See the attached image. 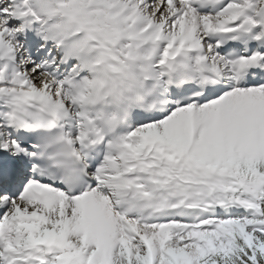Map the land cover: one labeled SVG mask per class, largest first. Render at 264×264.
<instances>
[{"label":"snow or ice","instance_id":"6c2138e0","mask_svg":"<svg viewBox=\"0 0 264 264\" xmlns=\"http://www.w3.org/2000/svg\"><path fill=\"white\" fill-rule=\"evenodd\" d=\"M0 264H264V0H0Z\"/></svg>","mask_w":264,"mask_h":264}]
</instances>
